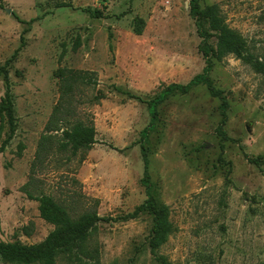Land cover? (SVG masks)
<instances>
[{
  "label": "rangeland",
  "instance_id": "rangeland-1",
  "mask_svg": "<svg viewBox=\"0 0 264 264\" xmlns=\"http://www.w3.org/2000/svg\"><path fill=\"white\" fill-rule=\"evenodd\" d=\"M188 1L0 0V67L25 27L13 13L35 18L6 67L16 129L0 150L1 240L36 243L53 228L27 190L51 195L72 217L98 199L102 219L88 246H96L99 264H160L156 255L172 264H264V73L253 67L264 64V0H199L202 8L217 4L246 43V59L212 58L208 73L228 103L223 134L220 100L204 84L168 95L153 123L146 103L123 92L153 97L202 72V39ZM135 17L144 22L140 34ZM58 66L92 75L76 115L92 121L95 143L75 155L58 149L60 132L44 128L58 97ZM4 91L0 71V99ZM94 95L102 97L94 101ZM44 134L52 136L38 158ZM6 136L0 120V145ZM141 145L155 197L171 223L154 252L148 244L152 215L124 217L146 199ZM56 264L76 263L60 256Z\"/></svg>",
  "mask_w": 264,
  "mask_h": 264
},
{
  "label": "trees",
  "instance_id": "trees-1",
  "mask_svg": "<svg viewBox=\"0 0 264 264\" xmlns=\"http://www.w3.org/2000/svg\"><path fill=\"white\" fill-rule=\"evenodd\" d=\"M188 6L189 13L195 20L196 31L202 39L199 44V50L205 60L202 72L194 75L185 84L171 83L165 86L153 97H143L129 90L123 92L128 98L146 103L153 123L158 116L157 106L168 95L186 93L192 86L204 84L209 93L220 100L219 106L222 118L217 129L223 134L222 126L226 120L228 103L222 91L213 86L208 73L212 67V58L221 60L223 57L233 54L237 58L246 59L245 39L237 30L227 25L217 4H208L202 8L199 0H189ZM13 16L19 22L25 24V27L20 33V44L0 67L5 82V91L0 99V120L6 123L7 126V136L1 142L0 150L12 138L16 129L14 100L6 67L16 59L18 52L25 44L24 34L30 29L32 22L35 21V18L20 19L15 13H13ZM143 23V19L140 17L134 18L133 29L136 34L142 32ZM213 36L216 37L214 46L209 43V39ZM253 67L264 73L263 63L257 62L253 64ZM53 76L57 79L58 97L52 106L44 128L47 132H60L58 149L69 150L73 155L79 151L84 152L95 143V127L91 120L84 121L79 118L76 115V109L82 95V88L92 83V75L87 70L58 66L54 69ZM101 97L102 95H94L93 100L96 101ZM143 132L146 134V129ZM51 136L48 134L41 136L36 153L38 158L41 156L43 142H47ZM141 154L143 159L141 182L145 188L146 199L124 217L133 218L141 211H146L152 215L153 223L148 244L150 250L154 252L157 247L166 241L168 234L171 232V223L167 218V206L158 202L155 197L148 172V157L143 145H141ZM25 191L30 198L38 201L39 216L50 223L53 228L44 239L36 243L24 244L18 240L3 241L0 239V259L2 263L56 264L57 258L62 256L67 261L76 264H89L87 259L93 260V264H99L96 246H88L90 237L97 229V222L102 219L95 209L98 205V199L92 198V207H87L82 213L72 217L68 210L51 195L42 193L39 196H33L27 190ZM155 257L160 264H172L164 255H156Z\"/></svg>",
  "mask_w": 264,
  "mask_h": 264
},
{
  "label": "water",
  "instance_id": "water-1",
  "mask_svg": "<svg viewBox=\"0 0 264 264\" xmlns=\"http://www.w3.org/2000/svg\"><path fill=\"white\" fill-rule=\"evenodd\" d=\"M7 12H10V9H7Z\"/></svg>",
  "mask_w": 264,
  "mask_h": 264
}]
</instances>
